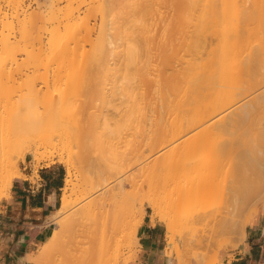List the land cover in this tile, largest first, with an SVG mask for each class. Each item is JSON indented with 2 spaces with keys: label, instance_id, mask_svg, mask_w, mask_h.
I'll return each mask as SVG.
<instances>
[{
  "label": "rangeland",
  "instance_id": "1",
  "mask_svg": "<svg viewBox=\"0 0 264 264\" xmlns=\"http://www.w3.org/2000/svg\"><path fill=\"white\" fill-rule=\"evenodd\" d=\"M14 1L0 0V118H4L0 120V131H3L0 132V166L5 163L3 159L7 155L5 158H11L20 170L21 163L31 164L34 170L56 163L63 167L66 175L68 163L75 182L78 174L80 178L81 174H110L107 163L111 164L115 160L113 158L129 156L127 174H181L184 180L194 174H218V178L223 174H264V120L261 114L255 112L246 122L223 129L218 126V121H213L214 115L209 114L212 101L228 98L237 90L240 94L251 91L262 68L253 66L248 70L239 65L237 58L223 68L216 60L218 55L209 54V43L219 45L227 43L226 39L232 42L235 37L231 39L227 35L228 38H222L226 40L224 42L220 33L210 36L213 29L218 26L221 29L226 24L220 15L213 18L209 12H201L204 5L200 2L205 0H122L120 4L117 0L115 3L113 0ZM239 1L246 3V0ZM261 19L254 20V25L264 26V17ZM52 34L55 45L68 47L66 58L62 59L52 52ZM132 47H137V59H131L130 51L134 56ZM185 48L191 50L190 54ZM174 49L181 53L186 51L184 56L191 55L193 67L187 76L186 64L177 65L183 74L178 80L176 106L168 110L166 116L179 120L185 115L183 109L186 105L181 104L180 98L186 80L190 79L196 85L200 83L195 87L196 91L194 89L193 96L196 98L193 99L191 116L195 120L201 117L206 120L190 130L194 144L186 148L169 147L156 158L152 150L160 147L166 129L147 125L129 128L128 134H120L123 120L118 112L126 107L127 94L132 88L141 86L144 79L146 84L151 85L150 97L157 94L154 81L161 78L164 72L161 61L170 58ZM11 54L15 55V60L9 57ZM129 57L133 63L128 61ZM233 106L216 112L215 116L224 120L235 117L241 103ZM105 113L112 118L105 123L97 122ZM9 136L19 143L13 144L14 140ZM0 175L5 177L8 174ZM223 178L219 180L217 192L208 201L175 220V255L163 254L162 250L172 244L165 243L164 225L155 223L160 233V264H169L171 260L175 261L174 264H188L194 255L200 253L217 252L219 257L222 250L234 249L244 241L245 238L240 239L238 233H214L213 221L206 226L189 225L190 218L199 209L217 213L224 207ZM136 179L139 181L132 188L136 208L141 204L145 207L140 225L144 220L151 223V208L146 194H142L147 185L141 184V178ZM62 192L61 188L56 208L60 205ZM247 201L242 205V216L255 211L261 217L262 226L264 216L261 205L255 209L256 199ZM69 213L62 214L59 221L66 219ZM247 220L246 229L256 216H248ZM48 221L49 237L56 224ZM207 239H211V246L202 248L201 242ZM137 240L139 245L134 249L125 246L120 249L115 264H144L146 253L138 232ZM262 240L264 245V235ZM40 250L39 245L35 255ZM134 250L136 254L132 258ZM60 252L63 254L61 258L52 259L49 264H69L75 257L81 256L77 253L73 258L64 249Z\"/></svg>",
  "mask_w": 264,
  "mask_h": 264
},
{
  "label": "bare ground",
  "instance_id": "2",
  "mask_svg": "<svg viewBox=\"0 0 264 264\" xmlns=\"http://www.w3.org/2000/svg\"><path fill=\"white\" fill-rule=\"evenodd\" d=\"M15 1L16 3L18 2L17 0ZM113 1L115 3L116 0ZM121 1L117 0V4H120ZM200 4L204 5V9H201V12H209L212 17L220 15L223 18L222 20L225 21L226 25L221 29L218 26V28L210 32L211 37L219 33L221 39L226 38L227 35L231 39L233 38L232 36L235 37L232 42H228L230 40L226 39L227 43H220L219 45L209 43V54L218 55L216 60L223 68L230 60L235 58H237L239 65L249 68L248 70L253 66L262 68L256 75L257 80L252 85L253 89L251 91L240 94L239 90H237L228 98L212 101L213 104L210 105L211 111L209 114L214 115L213 121H218L220 129L230 127L236 123L246 122L255 112H259L264 120V26L262 25L261 27L260 24L254 25V20L264 17V0H246V3L239 0H205L200 2ZM217 21L216 23H218ZM52 38L53 41L51 39L50 42L52 43V52L62 59L66 58L65 55L69 51L68 47L64 45L58 47V44L55 45L54 34H52ZM132 48L134 56H132V51H130L131 59L134 57L137 59V53L135 54L137 47H135L136 50L134 47ZM186 51L190 54L191 50L188 48ZM186 51L181 53V51L174 49L170 58L162 59L164 72L161 78L154 81V89L157 93L154 97H150L151 85L146 84L144 79L141 86L132 88L130 93L127 94V105L122 111L120 110L121 112H118L120 119L123 120L120 134H128L127 129L129 128L145 127L147 125L151 128L164 127L166 129L161 138L160 147L152 150L155 152L156 158L169 147L177 148L182 146L186 148L191 146L192 143L194 144V138L189 135V132L195 124L206 120L204 117L195 120L191 116V111H194L193 99L196 98H194L195 87L200 83L196 85L194 80L192 82L190 79L186 80L182 89L183 95L180 98L181 104L184 103L186 105V108L183 109L185 115L181 116L179 120L166 116L168 110L171 111L176 106L178 80L180 74H183V71L180 70L181 65L186 64L185 67L188 69V73L185 70L187 76L190 75V70L193 67L191 55L184 56L185 53L187 54ZM13 56L15 55L11 54L9 57L13 58ZM131 59L129 57L128 61L133 63L134 61H131ZM177 65H180V67L177 68ZM135 67L137 69V65ZM167 69H171V71L168 72ZM199 90H201L200 87ZM238 102L241 103V106L235 117L224 120L222 117L215 116L216 112L227 110L235 104L238 105ZM233 107L235 108L236 106ZM224 114H226V111H224ZM82 118L80 119L82 120ZM111 118L112 116L105 113L98 118L97 122L105 123ZM8 122L12 124L10 119H8ZM3 126H5V123ZM8 129L11 128L9 127ZM262 130L264 131V126H262ZM10 131L12 132V130ZM4 134L3 136H5ZM9 138L14 140L12 141L13 144L16 142V138L14 139L10 136ZM6 141L4 142L6 143ZM78 142L80 145V140ZM17 143L19 142L17 141ZM17 143L15 144L17 145ZM4 146L8 149L7 145ZM98 146L101 147V145ZM250 147L252 149L251 144ZM5 157L3 159L5 163L0 166V174L8 175L5 177L0 175V198L8 195L14 178L23 176L17 163L11 162V158ZM113 159L110 162L111 164L107 163L110 174H97V176L81 174V178L80 174H78L79 177L77 176L78 179L75 182L72 167L66 163V175L62 186L63 192L60 197V205L52 217H49V220L53 221L56 227L46 241L42 243L40 253L38 255H27V260L32 261L34 264H49L52 259H60L61 255H63L60 250L64 249V252L70 256L73 255V258L77 253L81 255V258L77 255L78 257H75L69 264H115L122 247L134 249L139 245L137 232L145 207L141 204L136 208V200L132 188L139 181L136 179L137 177L141 178L142 185H147L142 190V194H146L147 204L151 208V225L156 222L162 223L165 228V243L167 241L169 245H173L170 246L172 248L167 245L162 250L164 255L172 253L175 255V220L186 212L188 214L190 210L199 205L201 207L203 203L208 201L217 192L220 186V179L223 177L225 178H223L224 182L221 189L224 207L218 210L217 213H211L208 210L200 211L199 209L190 218V226L195 224L206 226L213 221L212 230L214 233H219L220 231L238 233L240 239H243L246 237L245 229L249 220H247V217L251 216L252 218L256 213L254 211L243 217L244 215L242 216L241 214L242 205L247 200L255 198V209H257L258 205H261L260 210H262V215L264 216V174H226V176L223 174L221 178L217 177L218 174H194L188 180H184L181 174H163L164 177L159 176V174H127L130 166V157L124 156L123 158ZM0 164H2V161ZM73 195L76 196L72 200ZM67 211H70L68 217L63 221H59L58 218ZM262 231L264 233V222ZM201 243L202 248L209 246V244L211 246V239ZM57 249L59 251H55ZM80 249L83 255L80 254ZM135 254L136 250L131 255L132 258ZM210 254H196L189 260L188 264H216L218 260L217 252ZM174 262V260H171L169 264H174Z\"/></svg>",
  "mask_w": 264,
  "mask_h": 264
},
{
  "label": "crops",
  "instance_id": "3",
  "mask_svg": "<svg viewBox=\"0 0 264 264\" xmlns=\"http://www.w3.org/2000/svg\"><path fill=\"white\" fill-rule=\"evenodd\" d=\"M21 172L23 176L14 178L8 195L0 198V264H34L26 257L35 255L49 235L47 220L58 208L65 176L63 167L56 163L37 170L29 163H21ZM255 216L244 241L234 249L222 250L216 264H264L262 220L259 214ZM158 230L157 224L151 225L149 220L138 228L146 253L144 264H160Z\"/></svg>",
  "mask_w": 264,
  "mask_h": 264
}]
</instances>
